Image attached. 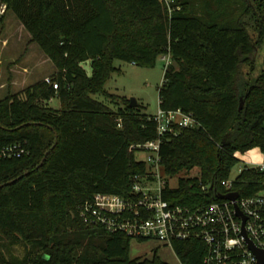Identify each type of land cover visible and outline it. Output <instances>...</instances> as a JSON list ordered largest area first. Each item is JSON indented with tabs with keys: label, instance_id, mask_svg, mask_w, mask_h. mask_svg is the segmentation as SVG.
<instances>
[{
	"label": "trees",
	"instance_id": "16d2710c",
	"mask_svg": "<svg viewBox=\"0 0 264 264\" xmlns=\"http://www.w3.org/2000/svg\"><path fill=\"white\" fill-rule=\"evenodd\" d=\"M2 1L58 69L50 76L58 90L41 80L0 101V149L26 151L0 160V246L25 248L22 258L0 250V264H167L157 252L131 260L128 237L80 219L79 208L97 194L129 196L133 177L147 171L136 147L157 139L153 117L138 106L123 100L114 110L93 97L115 103L104 83L117 59L152 68L169 57L159 109L191 115L197 125L163 137L160 165L167 182L181 172L198 175L180 179L177 189L167 183L163 198L211 204L237 154L264 156V70L255 74L264 0H172L171 12L163 0ZM54 98L59 110L48 107ZM240 173L233 185L240 196L264 191V172ZM173 251L181 264H202L205 254L193 240L174 242Z\"/></svg>",
	"mask_w": 264,
	"mask_h": 264
},
{
	"label": "built area",
	"instance_id": "2783aa9c",
	"mask_svg": "<svg viewBox=\"0 0 264 264\" xmlns=\"http://www.w3.org/2000/svg\"><path fill=\"white\" fill-rule=\"evenodd\" d=\"M163 1L171 12L172 0ZM7 13V4L0 0V20ZM165 58L168 66L169 57ZM43 81L58 90L51 77ZM152 120L157 139L136 147L146 153L142 160L147 166L146 173L133 177L128 197L97 194L86 201L79 208L82 223L124 235L137 243L155 241L172 251L174 242L199 241L205 248L202 264H259L254 251L264 258V191L243 197L234 191V182L225 180L220 183V192L213 190L215 201L211 204L187 207L166 201L163 192L169 182L160 165L162 139L178 130L195 128L197 123L191 115L179 110H159ZM25 153L20 146L4 147L0 149V160L21 158ZM255 168L264 172V165ZM201 188L203 192L212 190ZM234 193L238 194L234 201L216 198Z\"/></svg>",
	"mask_w": 264,
	"mask_h": 264
},
{
	"label": "rangeland",
	"instance_id": "374dc122",
	"mask_svg": "<svg viewBox=\"0 0 264 264\" xmlns=\"http://www.w3.org/2000/svg\"><path fill=\"white\" fill-rule=\"evenodd\" d=\"M5 19L0 20V101L8 95H15L24 89L35 85L47 76L56 75L58 69L40 51L38 46L31 42L30 35L25 31L22 24L9 12ZM48 59L44 64L40 58ZM258 68L255 72L259 75L264 70V50L260 52L258 58ZM20 67L15 69L16 67ZM113 66L117 69L104 83V90L116 99L115 103L111 99L94 96L100 102L105 103L116 110L123 107V100L130 102L134 99L137 102L141 115L154 117L159 112V88L162 85L167 60L164 56H159L152 68L137 67L133 64L114 61ZM26 68V71L23 69ZM83 68L88 77L93 75L92 63L88 61L83 64ZM242 102V107L244 102ZM241 104V103H240ZM48 107L54 110L60 109V101L57 98L50 100ZM146 153L136 154V160L142 161L146 158ZM238 164L231 170L228 180L236 181L243 168H255L264 165V156L259 149H253L245 154H237ZM198 171L194 170L189 175L185 172L178 173L177 176L168 179L171 189H177L179 180L197 177ZM0 250L7 256L10 255L22 258L25 255L23 246H16L5 249L0 246ZM10 250V253L7 251ZM157 252L158 257L167 264H181L174 252L155 241L137 243L131 241L129 258L147 259L153 257Z\"/></svg>",
	"mask_w": 264,
	"mask_h": 264
},
{
	"label": "water",
	"instance_id": "95a60500",
	"mask_svg": "<svg viewBox=\"0 0 264 264\" xmlns=\"http://www.w3.org/2000/svg\"><path fill=\"white\" fill-rule=\"evenodd\" d=\"M129 106L131 107V108H136L138 105H137V102L134 100V99H131L130 100V102H129ZM239 110H241L242 109V102H241V104H240V106H239ZM45 160V159H44ZM43 160V161H44ZM237 197H238V194H236V193H234V194H230V195H226V196H221V195H218V196H216V198L217 199H220V200H230V201H234V200H236L237 199ZM252 248V247H251ZM254 250V249H253ZM255 252V254L258 256V258H259V264H263L264 263V258H263V256L260 254V253H257L256 251H254Z\"/></svg>",
	"mask_w": 264,
	"mask_h": 264
},
{
	"label": "crops",
	"instance_id": "0c3cea01",
	"mask_svg": "<svg viewBox=\"0 0 264 264\" xmlns=\"http://www.w3.org/2000/svg\"><path fill=\"white\" fill-rule=\"evenodd\" d=\"M43 58H44V57L40 58L39 61L42 62V63H44V64H47V63L49 62L48 59H46V58L43 59ZM17 68H20V67L18 66V67H16L15 69H17ZM23 71H26V72H27L26 68H24ZM47 77H50V76H47ZM45 78H46V77H45ZM45 78H44V79H45Z\"/></svg>",
	"mask_w": 264,
	"mask_h": 264
}]
</instances>
